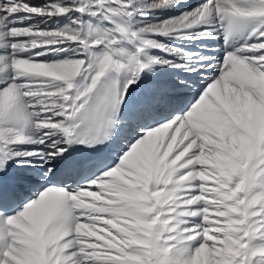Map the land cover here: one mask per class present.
<instances>
[{
  "label": "snow or ice",
  "instance_id": "snow-or-ice-1",
  "mask_svg": "<svg viewBox=\"0 0 264 264\" xmlns=\"http://www.w3.org/2000/svg\"><path fill=\"white\" fill-rule=\"evenodd\" d=\"M0 264H264V0H0Z\"/></svg>",
  "mask_w": 264,
  "mask_h": 264
},
{
  "label": "bare ground",
  "instance_id": "bare-ground-1",
  "mask_svg": "<svg viewBox=\"0 0 264 264\" xmlns=\"http://www.w3.org/2000/svg\"><path fill=\"white\" fill-rule=\"evenodd\" d=\"M35 0H30L31 3H33ZM45 0H39L38 4L44 3ZM200 2V0H188V3H193L192 5L195 6L196 4H198ZM191 5V6H192Z\"/></svg>",
  "mask_w": 264,
  "mask_h": 264
},
{
  "label": "rangeland",
  "instance_id": "rangeland-1",
  "mask_svg": "<svg viewBox=\"0 0 264 264\" xmlns=\"http://www.w3.org/2000/svg\"><path fill=\"white\" fill-rule=\"evenodd\" d=\"M39 3V0H35L34 2H33V4H38ZM193 3H190L189 5H192ZM193 6V5H192Z\"/></svg>",
  "mask_w": 264,
  "mask_h": 264
}]
</instances>
